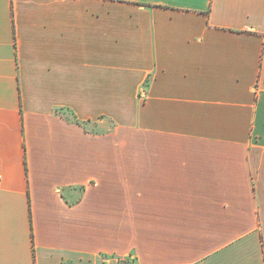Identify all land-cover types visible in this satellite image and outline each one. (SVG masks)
<instances>
[{"label": "crops", "instance_id": "0c3cea01", "mask_svg": "<svg viewBox=\"0 0 264 264\" xmlns=\"http://www.w3.org/2000/svg\"><path fill=\"white\" fill-rule=\"evenodd\" d=\"M264 264V0H0V264Z\"/></svg>", "mask_w": 264, "mask_h": 264}, {"label": "built area", "instance_id": "2783aa9c", "mask_svg": "<svg viewBox=\"0 0 264 264\" xmlns=\"http://www.w3.org/2000/svg\"><path fill=\"white\" fill-rule=\"evenodd\" d=\"M134 256L128 255L126 257H111L107 255H99L94 260L93 264H132L134 263Z\"/></svg>", "mask_w": 264, "mask_h": 264}]
</instances>
